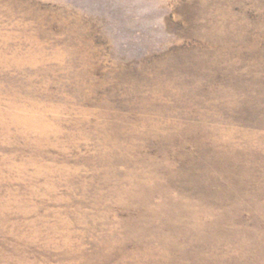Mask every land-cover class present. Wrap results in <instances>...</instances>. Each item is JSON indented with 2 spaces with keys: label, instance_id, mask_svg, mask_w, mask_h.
<instances>
[{
  "label": "clouds",
  "instance_id": "1",
  "mask_svg": "<svg viewBox=\"0 0 264 264\" xmlns=\"http://www.w3.org/2000/svg\"><path fill=\"white\" fill-rule=\"evenodd\" d=\"M0 18V264H264V0Z\"/></svg>",
  "mask_w": 264,
  "mask_h": 264
},
{
  "label": "rangeland",
  "instance_id": "2",
  "mask_svg": "<svg viewBox=\"0 0 264 264\" xmlns=\"http://www.w3.org/2000/svg\"><path fill=\"white\" fill-rule=\"evenodd\" d=\"M5 25H7V31L9 33L16 32L19 30L16 21L12 19L4 20L3 18H0V35H2L5 31Z\"/></svg>",
  "mask_w": 264,
  "mask_h": 264
}]
</instances>
